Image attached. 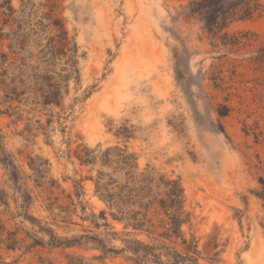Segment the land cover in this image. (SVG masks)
Here are the masks:
<instances>
[{
	"label": "rangeland",
	"instance_id": "374dc122",
	"mask_svg": "<svg viewBox=\"0 0 264 264\" xmlns=\"http://www.w3.org/2000/svg\"><path fill=\"white\" fill-rule=\"evenodd\" d=\"M186 3L0 0L2 54L19 59L6 37L16 30V17L29 15L33 23L51 12L78 48L81 89L75 91L70 82L64 106L84 90H94L76 105L65 133L55 118L47 126L49 109L7 103L0 92L4 143L36 198L31 214L60 237L89 231L116 249L123 246L120 240L148 241L109 215L112 230L92 223L91 215L101 224L97 217L108 210L95 194L98 167L81 165L78 154L83 148L125 146L136 156L139 171L154 169L180 180L192 222V230L182 229L199 239L200 264H264V207L256 196L264 182V59H257L264 46V9L230 26V33L253 35L250 46L230 50L215 46L198 20L181 15ZM9 4L13 15L5 11ZM9 104L16 109L8 111ZM223 107L228 114L221 117ZM8 180L0 164V186L8 193L9 212L15 213ZM0 220L24 241L14 251L0 245V264H134L128 253L103 254L87 243L27 248L32 241L26 230L38 228L28 222L22 227L4 207ZM212 236L217 250H211ZM216 251L221 252L212 263Z\"/></svg>",
	"mask_w": 264,
	"mask_h": 264
},
{
	"label": "trees",
	"instance_id": "16d2710c",
	"mask_svg": "<svg viewBox=\"0 0 264 264\" xmlns=\"http://www.w3.org/2000/svg\"><path fill=\"white\" fill-rule=\"evenodd\" d=\"M263 9L264 0H187L186 5L182 6L181 15L186 19L198 20L202 31L215 46L232 50L250 46L253 35L248 32L230 33V26L238 21L253 19ZM5 11L9 15L15 13L10 4ZM15 21L16 30L12 36L6 37L8 49L19 59L9 60L0 52V92L8 100L7 103L17 102L26 107L34 105L36 108L49 109L47 126L55 118L60 131L65 133L76 105L84 103L94 92L93 87H90L80 96L74 97L68 107L63 104L69 94L70 82L74 83L75 91L81 89L78 48L74 39L69 38L62 20L54 18L51 12L33 23L29 15H20ZM2 35L0 28V41ZM257 59H264V46L257 52ZM6 62L7 66L4 67ZM55 107L59 109L58 114L54 113ZM14 108L10 104L7 106L8 111ZM221 110V117L228 114V108L223 107ZM116 136L127 138L122 132H117ZM78 159L81 165L98 167L94 181L95 194L108 212L99 213L97 218L102 221L101 224L91 215L95 220L92 221L94 226L112 230L107 219L109 215L122 223L124 229L143 234L148 241L120 240L123 246L116 249L108 247L101 236L89 231H84L78 237L66 238L42 225L30 212L36 198L7 151L0 128V164L8 174L16 211L9 212V196L1 186L0 207H4L13 219L20 220L22 227L24 222H28L38 228L36 232L26 230V237L32 241L27 248H71L87 243L103 254L128 253L129 260L134 264H200L199 239L192 233L187 235L182 229L188 226L192 230V222L190 214L184 209V193L179 179H170L154 169L139 171L136 156L125 146L104 150L99 147L83 148ZM76 189L81 190L82 186L78 185ZM256 196L264 207L263 181ZM78 206L81 207L80 202ZM262 228L264 230V225ZM17 234V230H7L0 220V245L7 250H16L24 243L17 238ZM111 235L117 237V233L111 232ZM210 238L213 240L211 250H217L219 244L216 236ZM219 252H214L209 261L217 262Z\"/></svg>",
	"mask_w": 264,
	"mask_h": 264
}]
</instances>
